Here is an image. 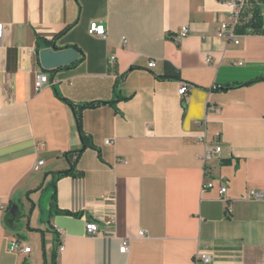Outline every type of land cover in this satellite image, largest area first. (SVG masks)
I'll return each mask as SVG.
<instances>
[{
    "label": "crops",
    "instance_id": "obj_1",
    "mask_svg": "<svg viewBox=\"0 0 264 264\" xmlns=\"http://www.w3.org/2000/svg\"><path fill=\"white\" fill-rule=\"evenodd\" d=\"M228 1L0 0V264H264V0L239 45Z\"/></svg>",
    "mask_w": 264,
    "mask_h": 264
},
{
    "label": "built area",
    "instance_id": "obj_2",
    "mask_svg": "<svg viewBox=\"0 0 264 264\" xmlns=\"http://www.w3.org/2000/svg\"><path fill=\"white\" fill-rule=\"evenodd\" d=\"M245 2L246 0H231V1L226 2L227 13L229 15V18L221 26V29L218 35L220 39L229 40V41L234 40V43L236 45L240 44V41L236 38L235 31L239 23L241 12L245 6ZM89 33L91 35H97L104 39L106 38V28L104 25L99 24V23L91 24ZM187 33H188V29L184 28L182 32V37H185ZM1 35H2V28H0V37ZM210 60H211L210 58H207V62H210ZM155 66H156V63L151 62L148 65V68L153 69ZM49 84H50V79L47 75L40 74L37 76L35 87L38 92L43 90ZM188 92H189V87L186 85H183L179 90V94L181 96H185ZM108 144H111V142H108ZM221 151H222V148L220 146L216 147L214 151H208L205 154L204 160L208 161L209 159L212 158L213 155H220ZM43 166H44V162L39 161L34 165L33 170L39 171ZM205 188H213V184L212 183L205 184ZM226 193H227V188H222L220 192V196L223 201H226V198H225ZM248 199L249 200H264V194L261 192L252 190L249 192ZM2 208H3V202H2V199L0 198V210ZM231 213H232V207L230 204L227 208V214L230 215ZM106 224L109 225L110 222H107ZM86 231H87V234L90 236H97L101 233V227L95 221H89L86 227ZM145 235H146L145 232L143 231L140 232L141 237H145ZM129 246H130V242L124 241L120 249V252L123 254H126L127 252H129ZM10 251L15 252V253L22 252L24 254H30L32 250L30 247H25L21 241L14 240L11 244ZM198 259H201L205 263H208V264L211 262V259L208 256L198 257Z\"/></svg>",
    "mask_w": 264,
    "mask_h": 264
},
{
    "label": "trees",
    "instance_id": "obj_3",
    "mask_svg": "<svg viewBox=\"0 0 264 264\" xmlns=\"http://www.w3.org/2000/svg\"><path fill=\"white\" fill-rule=\"evenodd\" d=\"M229 89H232V88L228 87V88H225L224 90H229ZM93 105L94 104H87V105L81 106L79 113L81 112V110H83L87 107L93 106ZM79 113H77V115H76V121H77V125H78L79 131H80L81 140L83 141L84 148H86L88 146V139L84 136V134L81 130V117H80ZM83 151L84 150L79 152V156L82 154ZM69 161L71 162L70 159H69ZM77 161L78 160L75 161V163L72 165L73 167L70 170L58 173L57 177L61 178V177L69 176V175H74V176L81 175V174L75 173V165H76ZM53 264H56V256H54Z\"/></svg>",
    "mask_w": 264,
    "mask_h": 264
}]
</instances>
